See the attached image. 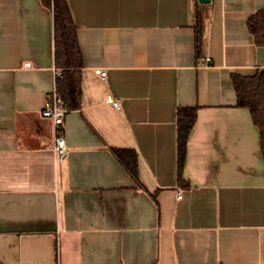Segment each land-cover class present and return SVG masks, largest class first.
<instances>
[{
	"label": "crops",
	"instance_id": "0c3cea01",
	"mask_svg": "<svg viewBox=\"0 0 264 264\" xmlns=\"http://www.w3.org/2000/svg\"><path fill=\"white\" fill-rule=\"evenodd\" d=\"M67 1L84 66L61 164L41 116L53 2L0 0V264H264L261 134L233 83L264 70L248 27L264 0ZM115 150L137 153V179Z\"/></svg>",
	"mask_w": 264,
	"mask_h": 264
},
{
	"label": "trees",
	"instance_id": "16d2710c",
	"mask_svg": "<svg viewBox=\"0 0 264 264\" xmlns=\"http://www.w3.org/2000/svg\"><path fill=\"white\" fill-rule=\"evenodd\" d=\"M54 8L55 63L62 70L57 89L66 107L73 111L80 104L79 72L84 66L83 54L77 39V26L67 0H52ZM255 43L264 47V12L254 15L248 23ZM200 34V31H199ZM200 43V35L197 45ZM199 47V46H198ZM238 106L250 111L261 134V152L264 160V70L251 77L233 76ZM198 118L197 107L179 108L177 112L178 174L182 179L188 142ZM114 154L131 175L138 177V156L133 150H115Z\"/></svg>",
	"mask_w": 264,
	"mask_h": 264
},
{
	"label": "built area",
	"instance_id": "2783aa9c",
	"mask_svg": "<svg viewBox=\"0 0 264 264\" xmlns=\"http://www.w3.org/2000/svg\"><path fill=\"white\" fill-rule=\"evenodd\" d=\"M30 67V64H27ZM55 80L62 77V70L55 68ZM96 74L99 75L103 80L107 78V71L104 69H97ZM107 102L112 104L118 110H121V104L113 96L107 98ZM70 111L65 105V102L58 92L57 84L52 92H50L46 98L44 108L41 112V116L44 119L50 120L53 123L55 138H54V151L58 157L59 162L62 164L67 157L68 148L66 139L62 133V128L66 117ZM181 198V194L178 195Z\"/></svg>",
	"mask_w": 264,
	"mask_h": 264
},
{
	"label": "water",
	"instance_id": "95a60500",
	"mask_svg": "<svg viewBox=\"0 0 264 264\" xmlns=\"http://www.w3.org/2000/svg\"><path fill=\"white\" fill-rule=\"evenodd\" d=\"M201 4H209L211 0H199Z\"/></svg>",
	"mask_w": 264,
	"mask_h": 264
}]
</instances>
